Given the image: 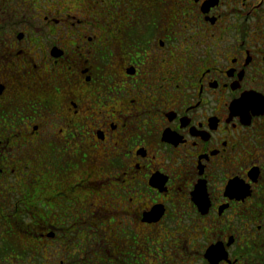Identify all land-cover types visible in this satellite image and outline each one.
<instances>
[{"label": "flooded vegetation", "instance_id": "flooded-vegetation-1", "mask_svg": "<svg viewBox=\"0 0 264 264\" xmlns=\"http://www.w3.org/2000/svg\"><path fill=\"white\" fill-rule=\"evenodd\" d=\"M0 81V253L264 264V0H0Z\"/></svg>", "mask_w": 264, "mask_h": 264}, {"label": "snow or ice", "instance_id": "snow-or-ice-1", "mask_svg": "<svg viewBox=\"0 0 264 264\" xmlns=\"http://www.w3.org/2000/svg\"><path fill=\"white\" fill-rule=\"evenodd\" d=\"M61 2L67 4L70 3V0H61ZM260 0H258V3ZM73 8H75V5H73ZM35 31L39 32L40 29L36 28ZM0 92H3V82L0 81ZM254 103V98L247 95V94H241L239 95L233 104V114L234 115H243L248 111L249 108L252 107ZM233 127H235V124H233ZM5 149L0 146V151H4ZM25 171H27L25 169ZM251 183V181L249 182ZM228 191L231 193H235L240 195L241 197L243 195L250 194V190L247 185H245L240 180H232L230 184H228ZM199 203V201H198ZM230 244L231 241H228ZM208 259L211 261V264H230V261L228 260V257L222 247H210L208 249Z\"/></svg>", "mask_w": 264, "mask_h": 264}, {"label": "rangeland", "instance_id": "rangeland-1", "mask_svg": "<svg viewBox=\"0 0 264 264\" xmlns=\"http://www.w3.org/2000/svg\"><path fill=\"white\" fill-rule=\"evenodd\" d=\"M1 257H2V261H1ZM33 257H34L33 254L27 256L25 255L18 256L14 254H11L9 256H2V254H0V264H38L39 262L40 263L42 262V261L35 262L33 260Z\"/></svg>", "mask_w": 264, "mask_h": 264}, {"label": "trees", "instance_id": "trees-1", "mask_svg": "<svg viewBox=\"0 0 264 264\" xmlns=\"http://www.w3.org/2000/svg\"><path fill=\"white\" fill-rule=\"evenodd\" d=\"M13 250V249H12ZM0 254H2V256H9V255H11V254H14V255H18V256H22V255H25V256H27V255H31V254H25V253H9V254H7V253H0ZM34 257H33V260L36 262H39V261H41V256L40 255H33ZM38 258H39V260H38ZM1 261H2V257H1ZM38 264H40V262L38 263Z\"/></svg>", "mask_w": 264, "mask_h": 264}]
</instances>
